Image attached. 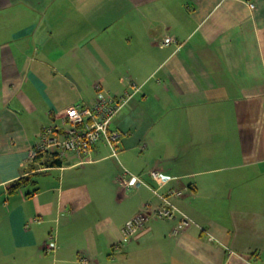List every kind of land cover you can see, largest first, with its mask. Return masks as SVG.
<instances>
[{
    "label": "crops",
    "instance_id": "obj_1",
    "mask_svg": "<svg viewBox=\"0 0 264 264\" xmlns=\"http://www.w3.org/2000/svg\"><path fill=\"white\" fill-rule=\"evenodd\" d=\"M131 84L117 157L29 160L67 108ZM123 169L189 187L172 203L197 225L151 219L122 242L161 204L122 191ZM0 264H264V0H0Z\"/></svg>",
    "mask_w": 264,
    "mask_h": 264
},
{
    "label": "built area",
    "instance_id": "obj_2",
    "mask_svg": "<svg viewBox=\"0 0 264 264\" xmlns=\"http://www.w3.org/2000/svg\"><path fill=\"white\" fill-rule=\"evenodd\" d=\"M252 7V6H251ZM171 38L164 40V45L172 43ZM141 87L131 84L129 91L121 96L108 94L98 98L97 101L88 105H76L67 108L63 113L64 131L56 133V127L44 130L39 143L29 152V160L34 161L38 155L43 154L49 148L59 158L67 154H75L81 158V163L89 161V155L93 147L104 142L111 151L112 157L118 156L119 144L122 134L111 129L113 120L119 115L129 98L135 96ZM148 177L155 183L154 186L146 183L140 176H134L127 169H123L117 179V184L122 191L136 190L140 186L147 187L159 200L161 204L152 206L146 204L133 219L129 220L121 230L122 242L130 240L139 229L144 227L151 219L175 222L173 233L188 230L197 225L189 216L180 211L173 203V198H180L191 189L186 187L181 190L170 189L165 194L160 189L171 178L159 171L151 170ZM46 250L55 249V241L51 238L45 244Z\"/></svg>",
    "mask_w": 264,
    "mask_h": 264
},
{
    "label": "trees",
    "instance_id": "obj_3",
    "mask_svg": "<svg viewBox=\"0 0 264 264\" xmlns=\"http://www.w3.org/2000/svg\"><path fill=\"white\" fill-rule=\"evenodd\" d=\"M42 158H43V154H40L37 156V158L34 160V162H38V161L42 160ZM49 159L52 160L50 162L51 167H59L61 165L58 154L52 155ZM35 184H36L35 181H30V177L20 178L16 181L12 182L8 186V191H9V193H14V192H17L18 190H21L24 187H27L28 185H35Z\"/></svg>",
    "mask_w": 264,
    "mask_h": 264
}]
</instances>
